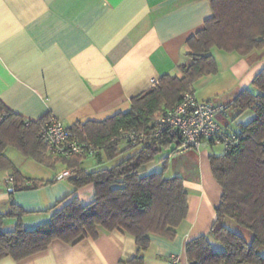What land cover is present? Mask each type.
Masks as SVG:
<instances>
[{
  "label": "crops",
  "instance_id": "1",
  "mask_svg": "<svg viewBox=\"0 0 264 264\" xmlns=\"http://www.w3.org/2000/svg\"><path fill=\"white\" fill-rule=\"evenodd\" d=\"M211 13L209 0H0V100L25 118L49 113L67 125L125 111L133 96L151 87V79L182 76L179 66L188 61L190 51L187 40ZM210 53L216 72L194 80L195 97L226 106V114L217 115L223 126L247 124L254 111L236 115L232 101L243 89H252L253 78L264 68V47L242 55L213 46ZM134 151L103 162L85 158L80 167L110 168ZM4 152L26 180L57 177L9 193L6 177L12 169L0 170V213H6L11 202L21 206L27 211L21 217L24 227L48 220L59 208L53 207L55 202L68 193L66 201L73 196L83 204L93 199L92 183L73 190L65 178H58L64 163L47 166L11 146ZM211 153L223 154L224 148L214 152L206 144L168 157L166 174L182 177L187 213L172 239L149 234L141 264H167L171 255L178 264H189L186 243L200 235L208 236L212 248H222L209 235L222 193L211 172ZM155 166L150 162L146 171H157ZM16 222L5 217L2 228L11 229ZM137 253L130 234L100 230L96 238L74 244L55 239L43 251L20 260L6 256L0 264H132L126 261ZM260 253L264 256V248Z\"/></svg>",
  "mask_w": 264,
  "mask_h": 264
},
{
  "label": "trees",
  "instance_id": "2",
  "mask_svg": "<svg viewBox=\"0 0 264 264\" xmlns=\"http://www.w3.org/2000/svg\"><path fill=\"white\" fill-rule=\"evenodd\" d=\"M212 13L204 26L189 37L188 61L179 66L182 76L163 74L156 85L130 99V106L101 120H87L68 125L80 140L86 139L96 152L90 156L55 154L40 136V127L51 114L28 119L9 109L0 100V170L12 169L14 190H26L52 183L26 180L5 154L11 146L26 157L53 167L62 162L71 172L65 178L74 189L92 183L93 199L81 203L68 193L55 202L59 206L50 218L32 228L24 227L21 217L27 211L11 202L6 213H0V259L10 256L20 260L46 249L55 240L74 244L100 230H119L134 237L136 256L126 262L141 264L149 247V234L172 239L187 213V193L179 175L168 176V157L178 141L165 133L152 134L155 118L174 107L181 95L193 91L198 77L216 72L210 48L246 55L264 47V0H209ZM232 101L238 115L252 109L255 116L240 125L239 142L223 154H209L212 175L222 189L215 207L209 235L221 244L212 248L207 235L186 243L189 264H264L260 249L264 248V68ZM143 132L145 139L127 145L121 131ZM212 145V144H211ZM134 150L110 168L86 170L80 167L85 158L97 162L111 160L127 150ZM163 151L161 168L146 171V166ZM14 217L16 224L3 229V219ZM250 232L249 240L224 224L225 219Z\"/></svg>",
  "mask_w": 264,
  "mask_h": 264
},
{
  "label": "built area",
  "instance_id": "3",
  "mask_svg": "<svg viewBox=\"0 0 264 264\" xmlns=\"http://www.w3.org/2000/svg\"><path fill=\"white\" fill-rule=\"evenodd\" d=\"M157 79H151V87L156 85ZM227 108L213 100H199L193 91L184 92L180 100L153 121L152 134L165 133L178 141L170 154L181 153L188 149H199L203 145H221L224 151L229 150L239 142L241 129L223 126L217 115L226 114ZM121 131V130H120ZM121 136L127 145L134 146L142 142L146 134L143 132L121 131ZM40 136L48 147L59 156L82 154L90 156L96 152L95 147L86 139L80 140L69 126L57 117L51 115L40 127ZM71 170L61 171L58 178L67 176ZM14 189V179L11 175L6 177V190ZM167 264H178V258L171 255ZM246 264V263H242Z\"/></svg>",
  "mask_w": 264,
  "mask_h": 264
},
{
  "label": "rangeland",
  "instance_id": "4",
  "mask_svg": "<svg viewBox=\"0 0 264 264\" xmlns=\"http://www.w3.org/2000/svg\"><path fill=\"white\" fill-rule=\"evenodd\" d=\"M214 152L220 151L222 149V146L219 145H212ZM166 154V151L161 152L155 159H154V163L156 164V166L153 168V170H159V165H160V158ZM228 228H230L231 230H233L234 232L238 233L239 235H241L242 237H244L246 240L250 239V232L246 229L241 228L240 226H238L237 224H235V222L232 219H229L226 225Z\"/></svg>",
  "mask_w": 264,
  "mask_h": 264
}]
</instances>
